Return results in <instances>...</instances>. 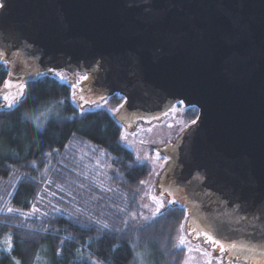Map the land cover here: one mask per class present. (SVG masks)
Returning a JSON list of instances; mask_svg holds the SVG:
<instances>
[{"label": "water", "instance_id": "water-1", "mask_svg": "<svg viewBox=\"0 0 264 264\" xmlns=\"http://www.w3.org/2000/svg\"><path fill=\"white\" fill-rule=\"evenodd\" d=\"M0 1L6 80L91 72L85 99L123 95L117 117L130 123L177 100L196 107L197 123L161 149L157 186L178 189L187 232L211 224L230 242H264V0ZM0 89V100L18 91ZM226 254L264 264L259 250Z\"/></svg>", "mask_w": 264, "mask_h": 264}, {"label": "trees", "instance_id": "trees-1", "mask_svg": "<svg viewBox=\"0 0 264 264\" xmlns=\"http://www.w3.org/2000/svg\"><path fill=\"white\" fill-rule=\"evenodd\" d=\"M7 74L0 60V87ZM123 100L118 94L108 97L114 107ZM1 106L0 264H134L138 252L145 264H180L186 249L175 248L174 237L187 211L171 205L152 220L141 219L139 182L151 167L136 166L110 111H81L70 85L51 73L27 82L14 108ZM192 108L183 113L190 121L198 114ZM46 166L48 175L42 176ZM33 205L38 211L29 215ZM8 207L19 211L9 213ZM96 221L109 229L101 230ZM8 235L11 252L4 251Z\"/></svg>", "mask_w": 264, "mask_h": 264}, {"label": "snow or ice", "instance_id": "snow-or-ice-1", "mask_svg": "<svg viewBox=\"0 0 264 264\" xmlns=\"http://www.w3.org/2000/svg\"><path fill=\"white\" fill-rule=\"evenodd\" d=\"M3 5H0V7H2ZM13 55H16L15 53ZM4 57V52H0V58ZM8 61H5V64H7ZM49 73L55 75L57 78H59L61 81L63 82H67L68 81V75L63 72V71H55L52 68H49L47 70ZM9 77H11L13 74L11 72H9ZM37 75H41V73H37ZM74 77H76L74 79V82H72L70 84V87L73 89L72 91V100L74 103L77 102V95L78 92L79 94V100L83 101L84 104H90L92 106H95L96 108H101L105 105H107L108 103V98L100 95L97 97V99H85V96L82 94L83 89H81L79 86L83 81H87L89 79V74L88 73H84V74H79V73H74ZM13 87L18 88V91L13 95L10 92L6 93L3 95V100L6 101V104L3 105V107H7L9 109L14 108L16 106V104L20 101V99L23 97L24 95V85L23 83H17V84H13L10 80H5L4 84H3V89H11ZM0 91H2V89H0ZM89 91H91V89H89ZM97 100L101 101V102H97ZM55 103L57 104H62L63 101H56ZM184 106V101L183 100H177L175 102V104L171 105L169 108L168 112H165V115L167 116L169 114V112L172 113L173 118L174 119H178L179 116L183 115V112L188 111L187 108H183V111H181L182 107ZM78 107H80L81 109H83V104H78ZM124 105L121 104L119 106V108L116 109H110V111L113 112V114H115L116 112L120 111V108H123ZM52 109L49 108L48 112H51ZM191 111L193 113H195V108L193 107L191 109ZM41 115H44L43 113ZM120 119L124 122H126L129 117H127L126 115H124L123 113L120 116ZM199 119V117H197V119H193L191 121L192 124L197 123V120ZM171 127V125H169ZM36 127L38 129H42L43 125L40 124L39 122L37 123ZM183 130V129H181ZM147 132H151L152 129L149 128L146 130ZM132 135H135V133H132ZM120 139L122 141L128 142V134L127 133H122L120 136ZM130 143V142H129ZM140 143H145V141L141 140ZM46 156H51V153L46 154ZM161 159V154L159 152H157L155 154L154 157H149L147 154L141 155L140 153H137L136 155V166L137 167H142L146 162L151 161L153 164V173L156 175H159L160 173L156 172V167H163V165H156V161H159ZM169 157L168 156H164L163 160L165 161V163H167ZM32 167H36V162L33 161L32 162ZM131 167V165H130ZM152 173H150L151 175ZM42 176H47L48 175V171H47V166L45 168L44 173L41 174ZM34 179V178H33ZM48 183H51L52 181H47ZM141 185H144L147 183V181L141 180L139 182ZM61 187V191L63 190V187ZM83 187V185H82ZM178 189H175L172 187V185H169L167 187H162L160 189V195L156 196V195H152L151 196V200L153 201L155 207L154 209H152L151 211V216H144L143 219L145 221L148 220H152L154 218H156L158 215H162L161 210L165 209L167 205H174L175 203H177L176 200L174 199H168L167 200V205L165 203V195H167L168 197H171L174 195V193L177 191ZM144 207H149V205L145 204ZM14 211H19V209H14L12 207H8L7 208V212L11 213ZM36 211H38V209L35 207V205H33V211L32 213H29V215L34 214ZM44 215H47V213H45ZM141 216H143V214H140ZM131 218L133 220L136 219V214H132ZM187 218V217H186ZM96 223L100 226L101 230H108L109 229V225L107 223H101L100 221H96ZM126 223V222H125ZM179 231L182 233L179 237H178V243L176 245H174L177 248H185L188 244L191 243L190 240L187 239V237L183 234L184 233V225L181 224L180 225V229ZM195 233V239H199L200 237L204 238V243L208 244L213 251L217 250L220 252L221 256H223V254L227 251L229 253H232L233 251L237 250L238 248H242L245 249L248 252H256L257 250L260 251L261 256H264V242H256V243H247V244H238L237 242H230L228 240L227 237L223 236L222 233L219 231V229H214L213 226L211 224H206L204 228H201L199 226H197L196 228H190L188 231V236H192V234ZM3 243L6 244V248L4 249V251H8L11 252L13 249V242H12V237L11 235H8L5 239V241H3ZM64 241H61V244H63ZM117 246H113V251L116 250ZM188 252H192V251H197L199 252V254L203 257H207V260L205 261V264H212V260L215 259L217 261V264H219L220 261V257H212V252L209 251L206 248H201L199 246H197L196 249H193L191 247L187 248ZM78 255H80L81 257L83 256V253H79L78 250ZM137 259L139 264H145V257L144 254L142 253H136ZM89 260H92V256L91 254H89L88 257ZM16 264H19V261H16ZM93 264H109V262L106 261H101V260H93ZM185 264H188V261H185Z\"/></svg>", "mask_w": 264, "mask_h": 264}, {"label": "rangeland", "instance_id": "rangeland-1", "mask_svg": "<svg viewBox=\"0 0 264 264\" xmlns=\"http://www.w3.org/2000/svg\"><path fill=\"white\" fill-rule=\"evenodd\" d=\"M0 60L5 61L4 57L0 58ZM55 71H63L68 75V81L63 82L59 78H57L60 82L63 83H68L69 85L74 82V73H79V74H84L88 73L89 74V79L87 81H83L80 84V88L88 84L89 82L93 81L95 78V75L92 74L91 72H83V71H74L70 73L68 70L62 69V70H55ZM49 73V72H47ZM73 91V89H72ZM79 92L77 95V102L74 103L77 107L78 104H83V109L78 107L81 111H86V110H95L98 109L95 106H92L90 104H84L83 101L79 100ZM85 96V93H82ZM2 102L1 108L7 109V107H3L5 105V101L3 99L0 100ZM97 102H101L97 100ZM188 106V105H187ZM191 107V106H188ZM104 109H107L110 111V109H116L119 107H114L111 106L109 103L107 105L101 107ZM170 106L165 109L164 112L159 113L158 115H153V116H145V115H138L131 123L126 121H122L119 117H117L118 112L112 115L119 121V123L122 125V133H127L128 134V142L122 141L121 143L124 144L125 146L129 147L135 157L137 153H140L141 155L147 154L149 157H154L157 152L161 154V159L159 161H156V165H163V167H156V172L160 173L159 175H156L153 173V164L151 161L146 162V164L150 165L151 167V175L149 174L144 181H147L146 184L141 185V188L139 190V200L138 203L141 208V213L143 216H141V219H143L144 216H151V211L154 209L155 205L153 201L151 200L152 195L159 196L160 195V189L157 184L160 180L161 174L166 168L167 163L163 160L164 156H167L166 152L161 150V149H168L172 148L177 141L180 133L188 126L191 125V121L188 119V116H185L184 114L179 116L178 119H174L173 115L171 112L166 116L165 112L169 111ZM183 109V107H182ZM181 109V111H182ZM184 113V112H183ZM171 125V127L169 126ZM151 128V132H147L146 130ZM183 129V130H181ZM132 133H135V135H132ZM143 140L145 143H140V141ZM130 142V143H129ZM165 203L167 205V200L171 199V197H168L165 195L164 197ZM147 204L149 207H144V205ZM171 206L167 205L166 207ZM164 209L161 210V212ZM184 225V235L187 237L188 240L191 241L190 244H188L185 249L186 253H184L183 258L180 261V264H185V261H188V264H205V261L207 260V257H203L199 254L197 251H192L191 253L188 252L187 248L191 247L193 249H196L197 246L201 248H206L209 251L212 252V257H220L219 264H253L252 262L245 261L242 259L240 256H236L233 258H227L226 252L221 256L220 252L217 250L213 251L212 248L204 243V238L200 237L199 239H195L196 234L193 233L192 236H188V221L187 219L182 223ZM180 229V227H179ZM177 231L175 237H174V245L178 243V237L182 234L180 231ZM177 248V247H175ZM134 264H139L138 259L133 261ZM212 264H217V261L215 259L212 260Z\"/></svg>", "mask_w": 264, "mask_h": 264}, {"label": "flooded vegetation", "instance_id": "flooded-vegetation-1", "mask_svg": "<svg viewBox=\"0 0 264 264\" xmlns=\"http://www.w3.org/2000/svg\"><path fill=\"white\" fill-rule=\"evenodd\" d=\"M114 95V94H113ZM112 96V95H111ZM121 96H123V95H121ZM109 97V96H108ZM107 97V98H108ZM124 97V96H123ZM126 100H127V98L126 97H124V100H123V102H122V104L124 105L125 103H126ZM175 104V103H174ZM183 108H188V106L184 103V106H183ZM121 109V108H120ZM123 109V108H122ZM182 111H183V109H182Z\"/></svg>", "mask_w": 264, "mask_h": 264}, {"label": "built area", "instance_id": "built-area-1", "mask_svg": "<svg viewBox=\"0 0 264 264\" xmlns=\"http://www.w3.org/2000/svg\"><path fill=\"white\" fill-rule=\"evenodd\" d=\"M0 5H1V2H0Z\"/></svg>", "mask_w": 264, "mask_h": 264}]
</instances>
